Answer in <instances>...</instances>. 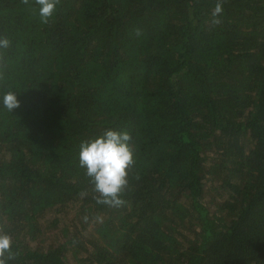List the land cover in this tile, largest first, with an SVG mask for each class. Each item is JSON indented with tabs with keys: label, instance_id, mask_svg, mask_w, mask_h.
Segmentation results:
<instances>
[{
	"label": "trees",
	"instance_id": "obj_1",
	"mask_svg": "<svg viewBox=\"0 0 264 264\" xmlns=\"http://www.w3.org/2000/svg\"><path fill=\"white\" fill-rule=\"evenodd\" d=\"M221 13L213 23L217 3ZM9 264H264V0H0ZM131 136L120 207L81 141Z\"/></svg>",
	"mask_w": 264,
	"mask_h": 264
},
{
	"label": "clouds",
	"instance_id": "obj_2",
	"mask_svg": "<svg viewBox=\"0 0 264 264\" xmlns=\"http://www.w3.org/2000/svg\"><path fill=\"white\" fill-rule=\"evenodd\" d=\"M58 0H36L37 15L46 23L54 14ZM218 2L213 10V23L221 13ZM9 46V40L0 37V50ZM17 93L0 91V107L9 113L19 106ZM131 136L127 131L106 129L100 135L81 141L78 145V164L88 177L97 204L120 207L123 189L127 185V169L134 163ZM11 237L0 233V264H9L14 257L11 251Z\"/></svg>",
	"mask_w": 264,
	"mask_h": 264
}]
</instances>
